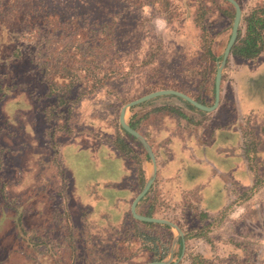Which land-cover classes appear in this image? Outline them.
<instances>
[{
	"label": "trees",
	"instance_id": "obj_1",
	"mask_svg": "<svg viewBox=\"0 0 264 264\" xmlns=\"http://www.w3.org/2000/svg\"><path fill=\"white\" fill-rule=\"evenodd\" d=\"M169 1L175 8H180L176 3L182 6L183 12L175 27L173 11L168 9ZM221 1L226 5L214 6L223 20L226 17L229 21L212 31L207 18L209 6L202 2L193 4L190 0H0V33L7 36L9 44V53L0 56V65L10 72L7 62L10 59L25 68L19 71V76L15 72L16 77L9 79L11 84L9 81L4 86L0 84V96L8 89L36 92V107L48 124L46 134L53 137L59 130L65 135L74 131L75 112L81 101L95 100L105 105L109 113L103 114L101 121H109L113 130L108 139L132 174L129 180L133 192L127 201L130 203L145 180L142 161L147 154L133 135L111 119V110L129 99L163 87L183 91L204 104L212 103L216 60L221 54V51L214 53V41L217 37L223 38L222 50L234 10L229 1ZM238 4L241 15L228 54L255 58L264 50V6L253 4L244 10L243 5ZM166 7L170 12L161 14ZM157 16L164 20L161 28H156ZM172 48L175 59L171 55ZM227 60L226 57L225 62ZM187 61L191 62L190 66H197V72L182 73V69L188 67ZM223 77L221 75L219 91L221 104ZM30 81L37 86L33 84L29 89ZM162 96L168 98H150L154 99L147 103L152 105L142 112L136 108L143 104L130 106L129 124L149 142L157 161L156 175L136 202L135 210L170 219L183 231L172 260L179 256L182 245L185 253L174 264H253L251 260L256 258L255 264H262L264 247L258 246V252L249 258L245 248L250 243L235 228L226 239L209 235L208 228L215 217L209 214L216 211L210 212L202 206L197 188H178L174 175L167 174L165 163L169 152L166 153L163 143L167 144L169 138L166 135L158 138L157 131L153 132L155 122L166 128L165 117L168 116L189 125L193 123L192 118L182 102L194 106L173 94ZM229 104L232 105V101ZM249 124L257 126L248 125L249 128L243 130L240 149L246 163L254 160L256 166H247L251 167V180L246 186L253 189L264 184L263 164L257 161L264 154V124ZM178 133L184 135V131ZM62 199L61 216L72 227L71 216L64 210L65 195ZM245 216L246 223H251L258 231L257 235L260 231L255 226L259 220L254 222L248 211L244 216L243 212L237 215L233 222ZM105 223L90 222L88 227L76 223L78 227L71 231L76 236L69 239L70 251L67 252L70 264H129L159 260L168 252L172 232L166 224L135 219L129 208L123 210L118 220L107 219ZM192 244L193 249L188 251Z\"/></svg>",
	"mask_w": 264,
	"mask_h": 264
},
{
	"label": "rangeland",
	"instance_id": "obj_2",
	"mask_svg": "<svg viewBox=\"0 0 264 264\" xmlns=\"http://www.w3.org/2000/svg\"><path fill=\"white\" fill-rule=\"evenodd\" d=\"M213 1L215 3L190 0V3L202 2L209 6V28L217 31L229 20L226 17L223 20L214 6L226 3ZM236 1L244 10L253 4L264 6V0ZM176 4L180 8H175L172 1L168 6L174 14V27L183 12L182 6ZM167 11L170 12L166 7L161 14ZM154 20L156 28L164 25L162 17ZM222 45L223 38L217 37L213 47L215 54L222 52ZM8 53L7 36L0 33V56ZM173 53L172 48L174 58ZM227 59L222 73V104L218 100L214 109L206 111L182 102L193 123L188 125L179 118L167 116L168 127L161 128L157 121L153 132L157 131L158 138L162 135L169 138L167 144L163 143L166 153L169 152L165 168L167 174L174 175L176 186L197 188L202 206L210 212L216 211L209 214L215 217L207 233L226 239L235 228L250 243L245 251L253 258L258 246L264 247V184L253 189L243 187L249 179L242 162L238 131L240 129L242 134L248 125L257 126L249 122L264 124V50L251 59L232 54H228ZM7 62L10 72L0 65L2 86L8 81L11 84L9 79L16 77L15 72L19 76V71L25 69L10 59ZM186 63L185 69L177 67L183 74L197 72V66H190V61ZM26 69L29 71L28 67ZM33 84L30 81L29 89ZM35 94L8 89L0 96V264H70L67 252L70 251L69 239L76 236L71 232L73 227L74 230L78 227L76 223L88 227L90 222L105 225L107 219L118 220L123 210L129 208L127 201L133 192L129 180L131 171L108 139L113 132L111 124L104 119L101 121L103 114L109 113L108 108L95 100L81 101L75 112L74 131L65 135L59 130L53 137L46 134L48 124L36 107ZM153 99L140 102L143 105L136 110L145 111L152 105L147 102ZM159 99L155 101L161 102ZM121 105L111 110L113 121H117ZM181 131L184 135L178 133ZM257 161L263 164L261 171H264V154ZM246 164L256 167L254 160ZM231 190L233 198L229 200ZM64 195V210L71 216L72 227L61 216ZM247 211L254 222L260 221L254 225L260 231L257 235L251 223H246L247 216L242 218L244 222H233L237 215L243 212L244 216ZM193 247L190 245L188 251ZM184 250L185 246L180 258ZM251 261L255 264L257 258Z\"/></svg>",
	"mask_w": 264,
	"mask_h": 264
},
{
	"label": "water",
	"instance_id": "obj_3",
	"mask_svg": "<svg viewBox=\"0 0 264 264\" xmlns=\"http://www.w3.org/2000/svg\"><path fill=\"white\" fill-rule=\"evenodd\" d=\"M229 1L234 10H233V17L231 20L230 24V31L229 35L227 38V41L222 49L220 58L216 60V66H215V72H214V78H213V89H214V97L213 101L210 104H204L201 103L188 94H186L183 91H180L178 89H174L171 87H163V88H158V89H153L150 90L146 93H143L135 98L129 99L126 102H124L120 107L119 111L117 114V122L120 124V126L129 134L133 135L142 145L143 149L145 150L147 154V158L145 159L143 163V168L145 171V180L140 188V190L133 196L129 203V211L131 215L138 220L141 221H151V222H157V223H163L166 224L170 227L171 232H172V239L170 243V247L168 249L167 254L159 259V260H151V261H144V262H139V263H129V264H173L175 263L181 256L183 252V245L180 251L179 256L175 259L172 260L173 257V252L176 247V243L179 238H183V231L180 229V227L173 221L167 218L159 217V216H154V215H145L142 213H138L135 210V204L139 200V198L147 191L149 188L150 184L152 183L155 174H156V161H155V155L154 152L149 144V142L145 139V137L136 129H134L128 121L129 115H130V106L134 104H138L142 101H145L149 98L158 96V95H163V94H173L176 96H179L186 101H188L190 104H192L194 107L201 109V110H206L210 111L214 109L219 100V91H220V80H221V75L224 71V66H225V61L226 57L229 53L230 47L232 43L235 40L236 37V30L237 26L239 23L240 15H241V8L236 0H227ZM128 264V263H125Z\"/></svg>",
	"mask_w": 264,
	"mask_h": 264
},
{
	"label": "crops",
	"instance_id": "obj_4",
	"mask_svg": "<svg viewBox=\"0 0 264 264\" xmlns=\"http://www.w3.org/2000/svg\"><path fill=\"white\" fill-rule=\"evenodd\" d=\"M163 24H164V23H163ZM238 134H239V136H240V141H241L242 134H241L240 129H239V131H238ZM240 143H241V142H240ZM240 151H241V150H240ZM241 155H242V153H241ZM242 162H243V164H244V166H245L246 172H247V174H248V179H249V181H250V180H251V177H250V170H249L248 167H247L246 160L244 159L243 155H242ZM155 175H156V174H155ZM233 183H235V182H232V184H233ZM247 186H248V185H247ZM247 186H243V187H247ZM232 193H233V191L231 190L229 200H230V198H233V197H232L233 195H231Z\"/></svg>",
	"mask_w": 264,
	"mask_h": 264
}]
</instances>
